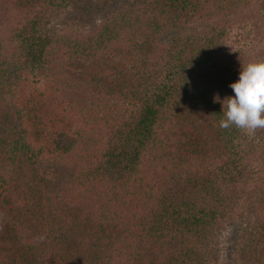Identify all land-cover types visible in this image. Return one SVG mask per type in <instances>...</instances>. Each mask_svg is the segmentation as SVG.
<instances>
[{
	"label": "trees",
	"instance_id": "trees-1",
	"mask_svg": "<svg viewBox=\"0 0 264 264\" xmlns=\"http://www.w3.org/2000/svg\"><path fill=\"white\" fill-rule=\"evenodd\" d=\"M251 1L124 0L68 33L80 0H0V264H212L249 227L264 141L219 121L256 27L216 19Z\"/></svg>",
	"mask_w": 264,
	"mask_h": 264
},
{
	"label": "rangeland",
	"instance_id": "rangeland-1",
	"mask_svg": "<svg viewBox=\"0 0 264 264\" xmlns=\"http://www.w3.org/2000/svg\"><path fill=\"white\" fill-rule=\"evenodd\" d=\"M124 0H80L81 7L64 19L63 22L59 23L58 29L61 32L68 33H80L89 29L91 24L96 23L100 17L107 16L109 9L113 8ZM257 0L251 1L252 11L247 16H231L224 17L220 16L216 19L218 25L225 24L228 27L234 26L239 27L240 22H247L249 27H256L255 33L251 38H255L253 43V51L251 53L252 43L247 49L245 54V65L254 62L257 56L264 53V49L260 46V39H263L264 26L263 20L256 10L255 5ZM241 27V25H240ZM235 93L233 94V96ZM232 97V96H231ZM249 139H253L254 143L257 144L259 139L264 141V129H257L252 134H247ZM258 156L262 162L263 167H256L258 175H253L252 181V192L247 198L249 211L246 213V222L249 227H242L241 232L237 235L234 234L235 227L228 228L220 239V250L219 255L212 264H240L242 248L245 246V240L251 241L252 237L247 232H254V227L259 225L264 217V152L260 149L257 150ZM261 183H260V181ZM234 242V243H233Z\"/></svg>",
	"mask_w": 264,
	"mask_h": 264
},
{
	"label": "clouds",
	"instance_id": "clouds-1",
	"mask_svg": "<svg viewBox=\"0 0 264 264\" xmlns=\"http://www.w3.org/2000/svg\"><path fill=\"white\" fill-rule=\"evenodd\" d=\"M230 87L235 95L223 100L219 127H235L246 134L264 129V60L242 66L239 80Z\"/></svg>",
	"mask_w": 264,
	"mask_h": 264
}]
</instances>
